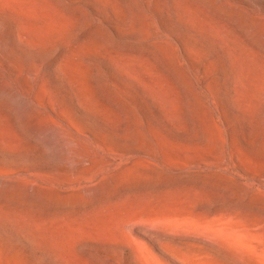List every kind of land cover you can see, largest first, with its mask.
I'll return each instance as SVG.
<instances>
[{
  "label": "rangeland",
  "instance_id": "obj_1",
  "mask_svg": "<svg viewBox=\"0 0 264 264\" xmlns=\"http://www.w3.org/2000/svg\"><path fill=\"white\" fill-rule=\"evenodd\" d=\"M0 264H264V0H0Z\"/></svg>",
  "mask_w": 264,
  "mask_h": 264
}]
</instances>
